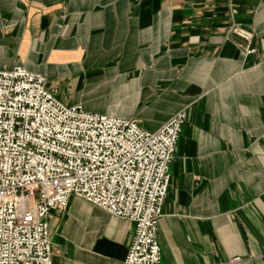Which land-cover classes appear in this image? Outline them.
<instances>
[{"label":"crops","instance_id":"crops-1","mask_svg":"<svg viewBox=\"0 0 264 264\" xmlns=\"http://www.w3.org/2000/svg\"><path fill=\"white\" fill-rule=\"evenodd\" d=\"M14 65L147 131L183 111L160 264H264V0H0V69ZM46 222L52 264H122L133 232L74 195Z\"/></svg>","mask_w":264,"mask_h":264},{"label":"built area","instance_id":"built-area-1","mask_svg":"<svg viewBox=\"0 0 264 264\" xmlns=\"http://www.w3.org/2000/svg\"><path fill=\"white\" fill-rule=\"evenodd\" d=\"M184 117L147 131L60 102L21 65L0 69V264H52L46 215L71 195L132 222L122 264H160L157 223Z\"/></svg>","mask_w":264,"mask_h":264}]
</instances>
